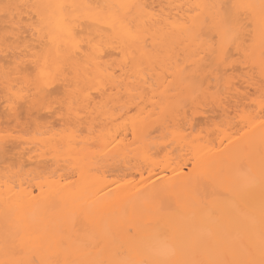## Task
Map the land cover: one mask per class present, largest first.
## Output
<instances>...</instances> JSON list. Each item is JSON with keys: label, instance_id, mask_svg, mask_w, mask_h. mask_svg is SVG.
Returning a JSON list of instances; mask_svg holds the SVG:
<instances>
[{"label": "snow or ice", "instance_id": "6c2138e0", "mask_svg": "<svg viewBox=\"0 0 264 264\" xmlns=\"http://www.w3.org/2000/svg\"><path fill=\"white\" fill-rule=\"evenodd\" d=\"M165 7L187 8V14L174 19ZM2 9L0 87L10 117L25 106L30 117L43 110L88 148L96 146L99 118H110L117 125L116 143L124 142L121 132L130 136L129 144L143 148L156 167L170 168L172 176L160 185L150 179L156 175L151 170L147 177L141 172L139 182L113 181L116 189L104 195L120 189L127 195L106 201L103 211L81 205L43 229L9 232L0 264H264V0L159 10L145 0L5 3ZM233 99L261 106L258 115L241 114L247 121L244 138L257 125L261 129L258 140L248 139L246 154L208 148L221 157L212 169L201 168L199 155L182 163L169 161L167 154L156 159L155 143L171 147L197 115H204L206 105L215 108ZM41 119L47 118L37 116L38 124ZM0 138L5 147L14 139L8 131ZM226 139L234 144L232 137ZM194 176L215 195L200 212L214 227L208 240L195 244L172 226L173 212L164 202L173 181ZM190 196L193 207L202 202L197 190ZM141 197L151 206L139 207ZM137 219L144 222L133 231Z\"/></svg>", "mask_w": 264, "mask_h": 264}, {"label": "bare ground", "instance_id": "6f19581e", "mask_svg": "<svg viewBox=\"0 0 264 264\" xmlns=\"http://www.w3.org/2000/svg\"><path fill=\"white\" fill-rule=\"evenodd\" d=\"M27 2L58 4L85 3L89 0H0V41L6 27L2 6L5 3ZM91 2L121 4L134 3L136 0ZM145 2L156 5L159 10L166 5L214 3L218 0H145ZM164 12L174 19L183 18L187 14V8L165 7ZM52 19L55 23V15ZM28 36L31 39L30 33ZM251 91L255 93L256 89L253 88ZM5 103L4 92L0 87V137L5 131L11 132L14 137L9 140L7 147L0 138V258L4 255L5 236L9 232H15L17 228L29 231L43 229L64 218L69 210L81 205H90L94 210L103 211L106 201L126 197L128 191L126 189L113 191L110 196L104 195L110 189H116L113 181L122 183L124 179H128L139 182L141 172L147 177L151 170L156 175L150 179L160 185L162 181L168 183V177L172 176L170 168L162 170L163 166L156 167L150 159L145 158L143 148L129 144L130 136L125 138L121 132L124 142L116 143L112 137L116 134L117 125L110 123V118L105 119L104 116L99 118L96 139L93 141L96 146L88 148L84 146L85 141L81 136L69 138L62 132L61 129L67 126L58 118L51 117L43 110L30 117L27 106L20 109L17 116L10 117L5 111ZM260 111V104H252L251 100L240 101L237 104L233 99L226 105L215 108L206 105L204 115H197L195 122L186 128L181 137H177L175 144L171 147L161 142L153 145V151L159 153L156 159H162L167 154L169 161L182 163L189 156L199 155L201 168L212 169L218 165L221 157L215 151L208 152V148L215 150L225 147L226 152L244 155L248 139L258 140L261 129L257 125L249 132L248 137L244 138L242 134L247 121L241 119V114L247 112L255 116ZM188 115L190 117L192 115L190 109ZM37 116L47 119H41L38 124ZM49 121L52 122L51 129L48 127ZM68 130L71 131L70 128ZM128 131H131L130 124ZM237 136H241V140L236 141ZM227 137L233 138V145H227ZM222 140L224 144L221 143ZM172 166L175 167L176 164L173 163ZM184 171L187 172L188 169L185 168ZM254 174L258 177V170H255ZM173 183L175 187L169 190V195L164 196L165 207L173 212L172 226L193 244L208 240V230L214 226L204 219L200 212L204 204L215 198L213 187L195 176L190 181L181 180ZM192 189L197 190L202 198L197 207L192 206L190 196ZM141 191L143 192V189ZM219 191V188L215 189V192ZM152 194L145 193V197ZM259 195L260 190L257 186L254 192L257 200ZM145 197L138 200L139 207L151 206ZM146 219L148 218L145 217L144 220ZM144 220L137 219L132 225L133 231ZM220 223L223 225L224 222ZM84 226L83 221L78 225L81 228Z\"/></svg>", "mask_w": 264, "mask_h": 264}]
</instances>
